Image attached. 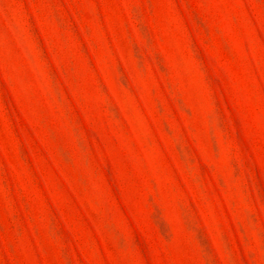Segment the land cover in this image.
<instances>
[{
	"label": "rangeland",
	"instance_id": "1",
	"mask_svg": "<svg viewBox=\"0 0 264 264\" xmlns=\"http://www.w3.org/2000/svg\"><path fill=\"white\" fill-rule=\"evenodd\" d=\"M0 264H264V0H0Z\"/></svg>",
	"mask_w": 264,
	"mask_h": 264
}]
</instances>
